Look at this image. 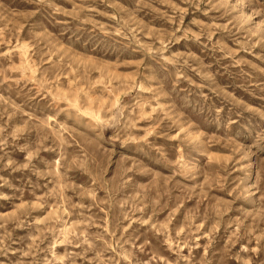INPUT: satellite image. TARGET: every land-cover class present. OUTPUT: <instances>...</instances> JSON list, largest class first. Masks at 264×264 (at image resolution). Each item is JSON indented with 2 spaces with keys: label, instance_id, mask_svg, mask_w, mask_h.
I'll return each instance as SVG.
<instances>
[{
  "label": "rangeland",
  "instance_id": "374dc122",
  "mask_svg": "<svg viewBox=\"0 0 264 264\" xmlns=\"http://www.w3.org/2000/svg\"><path fill=\"white\" fill-rule=\"evenodd\" d=\"M0 264H264V0H0Z\"/></svg>",
  "mask_w": 264,
  "mask_h": 264
}]
</instances>
